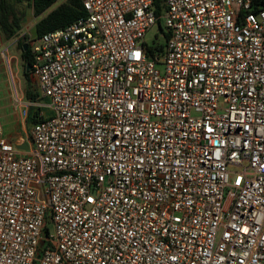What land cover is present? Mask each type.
I'll return each instance as SVG.
<instances>
[{
    "label": "built area",
    "instance_id": "2783aa9c",
    "mask_svg": "<svg viewBox=\"0 0 264 264\" xmlns=\"http://www.w3.org/2000/svg\"><path fill=\"white\" fill-rule=\"evenodd\" d=\"M79 1L24 41L49 103L0 124V264H264V8ZM0 62L16 100L1 37Z\"/></svg>",
    "mask_w": 264,
    "mask_h": 264
},
{
    "label": "trees",
    "instance_id": "16d2710c",
    "mask_svg": "<svg viewBox=\"0 0 264 264\" xmlns=\"http://www.w3.org/2000/svg\"><path fill=\"white\" fill-rule=\"evenodd\" d=\"M27 4L32 8V15L34 18H38V22L35 24V36L38 38L50 31H55L62 28L76 18L81 17L84 12L79 0H65L59 4L56 8L50 10L60 0H25ZM253 6L256 9L264 8V0H252ZM154 4L157 8V14H160V0H154ZM50 10L48 13H46ZM46 13V14H44ZM44 14V15H43ZM25 21V15L23 12L15 10L10 0H0V37L2 41H10L22 30L23 23ZM158 28L160 29L159 21ZM161 31V29H160ZM25 39L19 40L17 47L21 52V61L23 67V75L25 77V97L30 103L40 102L42 99L39 98L38 93L31 91L29 85V72L25 71V65L31 66V55L30 50H24L23 44ZM36 112L33 108H29L27 112V123L31 125L35 124ZM44 232L47 234L48 230L44 228Z\"/></svg>",
    "mask_w": 264,
    "mask_h": 264
},
{
    "label": "rangeland",
    "instance_id": "374dc122",
    "mask_svg": "<svg viewBox=\"0 0 264 264\" xmlns=\"http://www.w3.org/2000/svg\"><path fill=\"white\" fill-rule=\"evenodd\" d=\"M65 0H60L56 5H54L50 10L56 8L59 4ZM15 10L18 12H23L25 15V21L22 26V30L19 36L23 39L34 38L35 36V24L38 22V18H34L32 13V8L27 4L25 0H10ZM48 10L46 13H48ZM44 13V14H46ZM43 14V15H44ZM160 29L162 27L160 26ZM157 25L153 26L149 32L145 35L144 43L146 45L158 44L163 45L165 38L162 31H160ZM5 46H8L9 53L16 59L15 63L16 70L18 72V98L13 99L11 93L6 84V76L4 73L3 66L0 62V124H2L4 137L17 138L19 135L26 136V130L31 126V123H27V112L28 100L25 97V77L23 75V67L21 63V52L16 46V44L9 48L10 41L3 42ZM29 85L31 91L36 93V86L34 79L29 75ZM39 102H36V104ZM48 99H42L40 105H47ZM34 109V108H33ZM45 112L49 113V110L44 108ZM35 111V109H34ZM50 231L52 228L50 227Z\"/></svg>",
    "mask_w": 264,
    "mask_h": 264
},
{
    "label": "water",
    "instance_id": "95a60500",
    "mask_svg": "<svg viewBox=\"0 0 264 264\" xmlns=\"http://www.w3.org/2000/svg\"><path fill=\"white\" fill-rule=\"evenodd\" d=\"M23 48H24V50H27L28 47H27L26 44H23ZM24 69H25L26 72H30V65H25V68ZM17 148L18 149L27 150L28 149V146H27L26 143H23V144L17 146Z\"/></svg>",
    "mask_w": 264,
    "mask_h": 264
}]
</instances>
